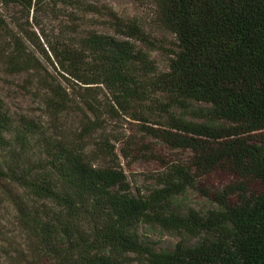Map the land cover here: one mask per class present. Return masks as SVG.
<instances>
[{
	"label": "trees",
	"instance_id": "obj_1",
	"mask_svg": "<svg viewBox=\"0 0 264 264\" xmlns=\"http://www.w3.org/2000/svg\"><path fill=\"white\" fill-rule=\"evenodd\" d=\"M41 1L0 0V6L30 12ZM155 1L164 27L177 40L167 72L141 79L152 68L130 42L143 40L137 26L118 30L127 40L91 32L50 44L55 62L83 85L105 86L122 109L143 101L148 88L187 111L190 104L206 106L198 114L203 121L171 117L160 138L174 149L191 150L203 174L224 170L240 185L216 195V209L201 215L180 209L179 198L199 179L183 167H174L162 187L145 197L131 192L123 170L97 167L72 146L38 141L42 153L32 167L20 153L33 141L36 127L23 120V128H17L0 98V178L45 203L18 208L38 261L128 264L132 255L138 264H264V0ZM12 23L17 27V21ZM24 49V41L0 18V63L9 73L21 72L28 63ZM251 180L259 191L246 190ZM235 194L237 203L230 200ZM138 224L198 242L181 240L172 250L159 251L136 237ZM20 262L9 257L8 264L27 263Z\"/></svg>",
	"mask_w": 264,
	"mask_h": 264
},
{
	"label": "rangeland",
	"instance_id": "obj_2",
	"mask_svg": "<svg viewBox=\"0 0 264 264\" xmlns=\"http://www.w3.org/2000/svg\"><path fill=\"white\" fill-rule=\"evenodd\" d=\"M0 18L24 41L28 58L18 73H9L6 65L0 63V98L17 128L22 127L23 120L36 127L33 141L20 153L30 166L39 165L42 151L38 141L42 139L49 145L72 146L85 152L87 160L97 167L123 170L136 197L148 196L162 187V180L174 167H183L199 179L179 198L180 209L185 213L193 209L201 215L216 209V195L240 185L239 178L224 170L203 174L194 165L191 150L174 149L160 138L159 134L169 130L171 117L185 115L188 121H203L198 114L206 106L190 104L187 111L169 95L148 88L149 94L143 101L122 109L105 86L83 85L62 72L55 62L50 44L79 40L91 32L127 40L118 30L128 31L137 26L143 40L130 42L147 55L152 68L148 77L142 75L141 79L167 72L177 52V40L164 27L155 0H42L30 12L17 6H0ZM13 19L18 22L17 27ZM149 130L158 136L150 135ZM260 187L253 180L245 183L249 193L259 191ZM230 200L237 203L239 195ZM23 204L37 208L45 203L0 178V264H8L9 257L26 264H53L48 257L38 261L32 253L34 239L19 221L18 208ZM134 234L159 251L172 250L181 240L188 245L198 242L144 224H138ZM128 258V264H138L134 256Z\"/></svg>",
	"mask_w": 264,
	"mask_h": 264
}]
</instances>
